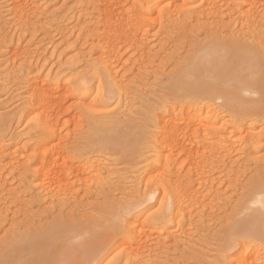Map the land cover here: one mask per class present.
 Wrapping results in <instances>:
<instances>
[{"label": "bare ground", "instance_id": "bare-ground-1", "mask_svg": "<svg viewBox=\"0 0 264 264\" xmlns=\"http://www.w3.org/2000/svg\"><path fill=\"white\" fill-rule=\"evenodd\" d=\"M29 1L11 0L10 3V11L15 14L16 17L14 18H18L17 21L20 25L24 23L23 27L26 25L25 22L30 14H33L39 6L38 3L35 5L36 2H30L34 5L29 6L31 5ZM163 1L131 0L129 9L124 10L120 2L114 0H80V3L86 2L90 6L86 8V10L90 8V11H86L83 8L84 12L86 11L85 15H87V21L89 22L85 24V28L92 32L90 37L92 38L93 48L99 51V55L92 60H90L92 58L90 57L91 54L88 53L90 56L87 58H89L90 64H88V69L85 71L86 74L73 79L70 76L74 73L72 74L71 71L66 72L69 68L66 65L63 68L64 73L58 74L49 70L44 77L40 76L42 79L40 77L38 79V77L32 75L35 78L34 80H30L32 82L29 81L31 79L29 74L27 75L29 76L28 80L25 77L26 75H22L23 77L21 78H23V82L25 83V86L23 85L24 100L21 107L16 108L17 112L14 115L17 116V118L15 116L16 119L19 118L26 121L27 128L23 136L29 141L28 143L31 141V144L30 150H27V157H25L29 161L31 165L29 167L31 168L30 170H22L21 176L19 175V181L21 179H29V182H32V186H34L33 182H36V184L46 191L49 189L51 191L55 189L54 191H56V186L61 187V185L54 186L53 184L63 183V180H67L71 174L75 175L74 171L79 174L83 172L85 174V171H87L91 173V177H94L92 174L96 176L97 180L91 178L89 176L90 173L88 175L90 177L88 179L94 180L96 184L99 179L98 176L101 177L103 175L102 173L100 174L102 168H99V172L95 174L93 170L98 168V163L94 165L90 156H92V152L101 151H98V149H108L114 153H119L124 159L120 163L126 162L125 164L127 165L128 162L130 167L132 164V166L136 164L134 167L138 166L136 161L141 157L142 163L138 164H143L140 168L143 174H140V177H134L137 187L129 193L130 195L125 196V199H119L118 202L115 201V206L113 204V207L111 206L101 212L102 216L98 215L96 218L90 217L85 220L82 219V221L59 218L53 220L48 226L46 225L47 227L44 229L41 228L42 230L39 228L40 230L37 231L27 230L19 234H13L0 247V264H134L135 259L140 258L138 256L144 251H141V249L147 248L146 250L148 251L152 247L151 244H148L151 242L148 241L152 236L151 233H154L155 236L158 234V238L156 237L158 240H155L161 247V244L164 243L163 240L166 239H164L165 237H160V235L170 233L168 232L170 227L173 225L177 227L179 225L180 222L178 223L177 219L184 215L183 213L188 207L184 205V198L192 200L195 194H200L192 188L193 181H197L192 179L196 177H192V175L197 170L201 171L204 168L218 167V163L221 162V158L223 157L222 153L228 154V150L231 152V149H235L233 145L236 147V144H233L232 137L236 135L240 136L244 133L240 137L243 142L242 144L246 143L254 148L257 145H259L258 148H261V145L264 149V54L262 53V46L256 42L257 47L255 48L251 45L255 41H251L250 43L245 38L244 40H238L239 38H234L233 34L232 36L230 34L226 37H222V35L217 37L214 33L205 34L201 40H199L200 38H196V40L194 38L187 42L186 56H183L180 64L176 62L178 64L176 65L177 67L174 65L173 70L170 71V76H166L168 77V82L165 83H167L169 92H172L173 98L170 101L165 97L169 102L164 97H161L162 102L158 108L153 106L156 109H152L153 112L150 109L152 114L149 113L151 115L146 112L147 116H150L148 118L150 121H147L150 122L151 131L150 129L148 130L150 132H147L144 126L143 128L139 127L148 133V137L143 136L141 130L140 133L134 131L137 126L134 128L123 126L122 123L124 121L121 122V118L117 116L111 118L113 119L111 121L107 118V122H102L107 127L94 126L97 130L95 133L97 137H94L95 140L92 144L89 141V145H82L85 144L84 141L87 138L90 140L89 137L95 136L93 132L94 128L92 132L89 131L90 134L92 133L89 135L87 134L88 132H84L81 128L77 127L73 130V135H77L78 139L73 137L72 141L66 142L69 144L68 147H64L61 143L62 141L55 142L57 134L54 130L56 126L53 125L54 118L57 116V109L62 107L67 97H71L73 104L75 102H81L80 104L85 102V104L87 103L92 107L94 105L108 106L106 99H108V102L109 99L120 100L121 93L125 87L123 81L126 79L124 78L125 80L123 79L122 81L124 76L121 78L113 76V74L118 76L117 73H119V71H116L118 69L115 68V63L118 64V57L121 55V42L123 44L124 41L131 42L134 37L133 32L135 31L133 29L137 28L136 31L141 29V27L136 26L140 24L137 17L141 16L139 20L140 22H144L145 19H149L153 12H156V19L160 22V25H167L176 18L171 16L176 11L180 14H178L180 19L181 17H186V19L195 18L200 13H207L205 7V9L202 8L205 10L204 13L203 10L197 12L196 7L193 5L195 4L193 0H166L165 4L162 3ZM211 2L213 3V1ZM212 3L210 4L212 5ZM208 4L207 2V6H209ZM237 4L244 8L245 26L248 24L252 29L254 25V22L251 20L252 16L254 13H258L257 11L260 8L264 11V0H239ZM257 4H259V8L258 6L256 8ZM170 6H173V9H175V11L171 10L172 13L169 11L171 9ZM189 8L192 10H189ZM127 10L131 12H127ZM40 11L42 10L40 9ZM254 17L256 16L254 15ZM136 19L138 23H136ZM124 21L127 23L126 25ZM244 21L242 20L241 23ZM253 21H255L254 18ZM1 25L4 26L3 24ZM140 25L143 26V23ZM141 31L143 30L141 29ZM253 32L251 31V33ZM255 35H253L254 40L257 37ZM11 41L7 39L4 43H11ZM134 41H136L135 38ZM20 44L16 46H20ZM25 47H23V51L22 47L20 48L22 52L15 50L17 48L15 47L13 50L11 49L13 55L9 54L14 56L13 58L15 59L17 56H22L23 59L26 57L25 59L29 60L27 56L29 52L27 49L29 48L26 49ZM12 56H9L7 59L5 58L7 62L12 61L10 59ZM18 57L17 59H19ZM73 66L77 69L76 63ZM20 67L19 71L21 72L22 69ZM14 68L16 67L14 66ZM7 71L8 67L4 71L2 70L3 73H7ZM23 73L27 74L28 72ZM36 73L35 75H37ZM76 73L79 75V72ZM118 79H121V82ZM2 82V85H4V81ZM168 96H171V94ZM171 102L173 104H170ZM122 108L120 107L121 110ZM119 110L116 111L118 112ZM119 114L121 113L119 112ZM1 115L3 114H0V131L4 135L6 127L10 126L8 124L12 121V118L10 119L9 117L13 116V114L9 116L8 114L7 116L3 115V117ZM146 120L143 121L142 125ZM139 123L137 122L136 125ZM20 135L18 133L15 134V138L11 136V138L13 137L14 146L20 143V137L22 138ZM5 136L1 137L4 138ZM200 137H202V140H200ZM240 138L237 140L239 143H241ZM59 139H62L61 136ZM6 143L7 141L4 142V140L0 142V158L11 155L10 153H5L9 151V146ZM196 146L201 147V149L195 148ZM246 146L243 145V148ZM229 147L232 148L229 149ZM12 150L9 152L13 153L14 151ZM181 156L182 158L186 156L187 160L189 159L188 162H190L188 171L186 172L180 171L183 168L182 166H186L182 163L184 159L179 160ZM218 156H222L220 161L218 160ZM197 157L201 159L200 163L202 162V165L199 164V161H195ZM13 158L12 160L9 159V163L14 165ZM222 159H224V162L226 158ZM178 160L182 161L181 164L183 165L176 164ZM5 165H8V162ZM176 165L177 170L174 169ZM160 166L163 167L162 171L161 168L159 171ZM24 168H27V166ZM224 168L227 169L226 167ZM192 169L195 170L193 174L191 172ZM197 174L199 175V173ZM0 175H2V178L3 173L1 174V171ZM75 176L78 177L80 175ZM55 179L57 180L55 181ZM101 179L100 182L103 180ZM92 180L91 183L94 182ZM98 184L100 183L98 182ZM198 185L200 184L198 183ZM55 193L52 191L53 195ZM49 194L50 191L47 192L46 196ZM260 195H264V171L258 173L247 185L243 186L242 195L238 199L239 201L237 200L236 202L237 208L234 207L235 210L232 208L234 213H230L223 229L224 243L222 256H227L229 264H261L264 262V212L252 210L245 213L249 202ZM60 197H58V201H60ZM50 198H53V196ZM127 206H132L131 214L127 216L122 227L117 226V219ZM168 237H171L170 240L172 239V236L169 234L167 235ZM139 250L141 251L140 253ZM152 252L154 251L150 252V256L148 253V255L145 254L146 256L141 254L140 256L144 255L145 257H142L145 259L142 258L141 262L137 261L138 264H146L143 260L148 263Z\"/></svg>", "mask_w": 264, "mask_h": 264}, {"label": "rangeland", "instance_id": "rangeland-1", "mask_svg": "<svg viewBox=\"0 0 264 264\" xmlns=\"http://www.w3.org/2000/svg\"><path fill=\"white\" fill-rule=\"evenodd\" d=\"M114 1L120 2L121 7H123L124 10L129 9V5L131 2V0H114ZM193 1L195 3L193 5L196 7L197 12L198 11L201 12L203 9L206 8L205 10L207 13L206 12H205L206 14L200 13L198 17L195 18L186 19V17L183 18L181 17L180 19L178 17L180 14L177 11L175 13H172V11L173 10L175 11V9H173V6H170L171 9H169V11L172 13L171 16L176 18H174V20L167 25H160V22L156 19L157 16L156 12H153L149 17V19L148 20L145 19L144 22L143 21L140 22L139 19H141V16L137 17V19L139 18L138 19L139 23L140 24L143 23L144 28L140 24L136 26H139V28L141 27L143 31H141V29H138L136 31L137 28L136 29L134 28L133 30H135L138 33L140 32L139 34L136 33L135 31L133 32L134 34L133 40L135 38L136 41L134 42L133 40L131 42L124 41V44L123 42H121L122 44L120 48L121 55L119 54L120 56L118 57V64L115 63V68L118 69L115 70L119 71V73H117L118 76H116V74L115 75L113 74V76L117 78H121L122 76H124L122 78V81L124 78L126 79V80L124 79L125 81H123L125 87L121 93L122 95L120 100L118 101L117 99H111V100L109 99L108 102V99H106L108 106L106 105L105 108L102 107L101 105H94L92 107L89 106L87 103L85 104V102H83V104H80L81 102L80 103L75 102L73 104L72 103L73 100L71 99V97L70 96L67 97V99L63 102L62 107H59L57 109L56 111L57 116L56 118H54L53 125L56 126V129L54 130L55 133L57 134L55 142L58 143L59 141H62L61 142L62 145H64V147H68L69 144L66 142L72 141L73 137L75 139H78L77 135L76 136L73 135L74 132L73 130L75 129V127L81 128V130H83L84 132H88L87 134L91 135L92 133L90 134V132H92L94 126L107 127V125H105L102 122L103 121L107 122L108 119L111 121L113 120L111 118L117 116L121 118V122L124 121V123H122L123 126L131 127V128L137 126L135 127L134 131L139 133L141 130L140 128L141 127L143 128L144 126L146 127L144 129H146L147 132H150L151 131L150 129L151 126H149L150 122H147L150 116L148 115L149 116L148 117L147 113L150 112L152 114L153 112L152 109L158 108L159 104L162 102L161 97L164 98L166 97L170 101L173 98V94L172 92H169L170 90L167 89L168 86L167 83L165 82H168L167 79L170 76L169 75L170 71H172L174 68L173 66L174 65L176 66L178 65L177 63L180 64L182 62L183 60L182 58L187 52L186 51V49L188 48L187 42L194 38L195 40L196 38H200L199 40H201L202 37H204L205 34L208 33H214L215 36L217 35V37L218 36L220 37L221 35L222 37H226L229 36L230 34H231L230 36H232L233 34V36H235L234 38L236 39L239 38L238 40H244L245 38V40L249 41L250 43L251 41L253 42L255 41V43L251 44L255 48L257 47V43H260V45L262 46L261 47L262 53L264 54V11L261 8L258 9L257 11L256 8L257 6L258 8L260 7L259 4L256 5V8H254V10H256L258 13H254L256 17H254V15L252 16L256 22L253 21V18L251 19L252 22H254V25L252 26L251 29V27H249L248 24L247 26H245L246 22L244 20L246 19L245 16L243 15L244 8H242L240 5L238 6L237 3H239V0H209L210 2L207 0L206 1L193 0ZM211 1H213L214 4ZM30 2L31 3L36 2L35 5L38 3L39 6L37 5L38 7L36 8L38 10L35 9L33 14H30V16L27 18L25 22L26 25L23 27L24 23H22L23 25H20L17 21L18 18H14L16 17L15 14H13V12L10 11L11 0H7V1L0 0V8H1L0 23L2 21L1 24L5 26L4 27L0 24L1 26L0 34L1 33L4 34V35L1 34L0 36L1 37L0 38V114L6 116L7 114L8 116L10 114H13V116L11 115V117H9L10 119L12 118V121L10 122V124H8L10 126L6 127L7 129H5L4 135L3 132L0 131V133L2 132L1 136H5V134H7L5 136L6 138L5 137L2 138L0 136V142L3 140L4 142L7 141L6 144L7 146H9L8 147L9 149L7 148L9 151L14 149L12 150L14 151L13 153L9 152L7 149L6 151L8 152H5L7 154L10 153L11 155L14 156V158L11 155L7 156L8 159H6L7 157L0 158L1 160L0 167L2 164L1 167L2 169L0 168L1 169L0 171L1 174L3 173L2 178H1L2 175H0V181L3 179L0 182L1 185L0 186V247L3 244H5L8 241V239L11 236H13V234H19L27 230L37 231L40 230L41 228L44 229L55 219H59V218H63L67 220L77 219L78 221L79 220L82 221V219L85 220L90 217L96 218V216L98 215L102 216L101 212L106 210L107 208H110L111 206L113 207L115 201L118 202L119 199H125V196L130 195L129 193L132 192L137 187V183L134 179L136 177H140L143 174L141 173V169H140L143 166V164L140 165L138 164L142 160L140 156H138L140 157V159L137 157L138 160L140 161L138 160H137L138 162L136 161L138 166L134 167L136 164H134V166H132L133 164L132 165L130 164L131 165L130 167L128 165L129 164L128 162L127 165L125 164L126 163L125 161H124L125 163H120L124 159L120 156L119 153L116 152L114 153L108 149H105L106 151L103 149H98V151L99 150L101 151L99 152L95 151L96 153L92 152L91 154L92 156L90 157L94 165L97 163L99 164V165L97 164L98 171H96L97 169L93 170L95 171V174H97L96 172H99V168L100 169L102 168L100 174L102 173L103 175H101V177L97 175L99 178L98 182L100 184H98V182L95 184L94 180L88 179L91 177L90 172L85 171V174L84 172L79 174L76 171H74L75 175H80V176L76 177L75 175L73 176L71 174L69 178L66 177L68 178L67 180H63V183L60 182V184L57 183L53 184L54 186L61 185V187L56 186L57 192L54 191L55 189H53L54 186L52 185L53 187L51 188L53 189L52 190L53 193L55 192L58 193V194L55 193L57 196L56 197L55 194L54 195L52 194L51 189L46 191L40 185L36 184V182H33L34 186H32L31 185L32 182H29V179H21V181H19L20 180L19 177L21 176L20 173L22 172V170L25 169L30 170L31 168L29 167L31 166L29 161L26 160L27 159L26 154H28L27 152L30 150L31 141L30 143H28L29 141L25 138V136H23L27 128L26 121H24V119L23 120H20L19 118H18L19 120L16 119L17 116L14 115V113L17 112L18 107H21L22 102L24 100L23 87L25 86V83L23 82V78H21L23 77L22 75H26L25 77L27 78V80L30 76L31 78L29 79L30 81L35 79L33 78V76L38 77V79L40 76L44 77L47 71L49 70L53 71V73L54 72L55 73L57 72L58 74L64 73L65 71L63 68H65V66L68 65L69 68L66 70V72L71 71L72 74L74 73L70 77H73V79L79 78L86 74L85 71L88 69V64H90V60L95 59L99 55L98 54L99 51L94 50L93 48V43L91 40L92 38L90 37L92 32H90L89 30H87V28H85L86 27L85 24L89 23L87 21L88 17L87 15H85V13L86 11H90V8L86 10V8L90 7L87 5L86 2L85 3L87 6L85 5V3L82 2L80 3V0H30L29 3ZM166 2L167 1L164 0L162 3L165 4ZM207 2L209 3L208 4L209 6H207ZM210 3H212V5ZM33 5L34 4H31L29 6H33ZM83 8L84 10H86L85 12ZM40 9L42 11H40ZM190 9L191 8H189V10ZM205 10H203V13ZM129 11L127 10V12ZM137 19H136V23H138ZM240 20L244 21L242 22L243 24L241 23ZM124 24L126 25L127 23L125 22ZM251 31L254 32L251 33ZM255 34L257 35V37H255L254 40L253 35ZM211 35L214 36L213 34ZM257 38L258 40L256 41ZM7 39L9 41L12 40L11 43L10 42L4 43V41ZM16 39H17V43H16ZM1 42L4 43L5 48L3 46V43ZM6 44L8 45L6 46ZM17 44H20L22 48L19 45L16 46ZM23 47H25L26 49L27 48L30 49V50L27 49L29 51L28 54L31 51L29 55L27 54L29 60L25 59L26 58L25 56H24L25 61H23L24 59L22 58V56L19 57L17 56L19 58L17 59L16 57L17 60L13 58L14 56H12L13 53L11 51L14 48L15 50L21 51L22 49L23 51ZM9 53H11L12 55H10ZM88 53L91 54V56ZM9 56H12V58L10 59L12 61L14 59L13 61L14 63L12 61L7 62L6 59ZM88 56L92 58H90L89 60V58H87ZM86 60H88V62H86ZM74 63L77 64V69L75 68V66H73ZM8 64L9 65L11 64L13 68L11 65L9 67ZM5 66L8 67L7 73L2 72V70L3 71L5 70L6 68ZM14 66L17 69L14 68ZM18 66L19 67L21 66L20 67L22 69L21 72L19 71ZM9 68L10 69L12 68L13 70L12 69L10 70ZM26 71L28 73L24 74L23 72L26 73ZM37 71L38 73H36ZM76 72H79V75ZM16 73H21V74H16ZM35 73L37 75H35ZM28 74L29 76H27ZM2 75L4 76L2 77ZM42 77L40 78L42 79ZM118 80L121 82V79ZM2 81H4V85H2L3 83ZM166 94L167 96H165ZM169 94H171L172 97L168 96ZM168 99L166 100L169 101ZM172 102L170 104H173ZM153 106L156 108H154ZM120 107L121 108L123 107L122 110L120 109ZM150 109L152 110V112L150 111ZM116 110L119 111L117 112ZM119 112L122 115L119 114ZM3 115L1 116L3 117ZM145 120L147 123L144 122L145 125L144 124L142 125L143 121ZM137 122H140L141 124L139 123L136 125ZM144 129L141 130V132H143L141 134H143V136L145 137H148V133L144 132ZM149 129L150 131H148ZM93 132L95 136H91V137L88 136L90 140H88L87 138V140L84 141L85 144L82 145H86V144L89 145L88 144L89 141H91L90 144L93 143V141L95 140L94 137H97L96 136L97 134H95L97 130L94 128ZM17 133L19 135L21 134L20 136H22V138L20 137V143L14 146L12 141L13 137L11 138V136H14ZM243 134L244 133H242V135L240 136L236 135L232 137L233 138L232 141L234 142L233 144H236L235 145L236 147H234L233 145V148L237 150L231 149V152L228 150L229 152L228 154L222 153L223 157L222 156L221 157L226 158L224 161L225 163L223 162L224 159L218 156L219 161L221 158V162L218 163L220 167L219 166L214 168L210 167V169L204 168V170L201 171L193 167L197 170V172H195V170L192 169L191 171L192 174L194 171L196 174L199 173V175L197 174L198 175L197 176L194 173L192 177L194 176L196 177L192 179L197 181L199 179L200 182L193 181L192 188L200 194L198 195L195 194L197 198L194 196L192 200L188 198H184L183 200L185 202L184 205L188 207L183 213L184 215L182 217L180 216L179 219H177L178 223L180 222L179 225L177 227L175 225L170 227L168 229V232L170 233H165L166 236L164 234L160 235V237L162 236L165 237L164 239H166L163 240L161 238V240L164 241V243L161 244V247L159 246V244L156 243V240H158L156 239L158 234L155 236L154 233L150 232L153 238L152 236L151 238H149L148 241L151 242L148 244L149 245L151 244L152 247L148 251L146 250L147 248L145 249L143 248L141 249V251L142 250L144 251L141 252L139 250V253L141 252L140 253L141 255L147 251L145 254L146 255L149 254L150 256V252L152 250L154 252H152L151 257L149 258V262L147 263V261L143 260L144 263L146 264H219L220 260L223 258L222 256L223 243H224L223 229L225 228L228 216H230L231 212L234 213L235 208H237L236 202L238 199H240L242 195L243 186L247 185L252 178L256 177L258 173L264 171L263 147L260 145L261 148H258L259 145L256 144L257 146L256 148H254L246 143L242 144L243 142L240 137L243 136ZM58 136L59 137L61 136L62 139L60 140ZM15 137L16 136H14V138ZM235 137L237 138L239 137L241 143L237 141L239 140V138L237 139ZM200 140H202V137H200ZM205 142L207 143V141ZM243 145L244 146L248 145L245 147L246 150H244L245 148H243ZM195 148H199V146H196ZM230 148L232 147H229V149ZM199 149H201V147ZM116 154L119 156V158ZM182 156L180 159L179 158L178 159L179 160L184 159L182 160L183 162L178 160L176 164L179 163L180 165L181 162L185 164L186 166H182L183 168L180 169V171L183 170L182 172H186L188 171V165L190 164V162H188L189 159L187 160L186 156L184 158H182ZM228 156H230V158H228ZM12 158L14 161L13 162L14 165L9 163L10 161L9 159L12 160ZM198 158L199 157H197L195 161L197 162L199 161V164L202 165L203 163L202 162L200 163L201 159ZM7 162L8 165H5V163ZM22 166L23 167L27 166V168L23 169ZM224 167H226L227 169H225ZM160 168L162 171L163 167L160 166L159 171ZM215 168L219 170H216ZM174 169L177 170V165L174 167ZM88 175L90 177H88ZM92 176L94 177L91 178H95L97 180L95 175L92 174ZM200 177L202 180L200 179ZM100 178L103 179V180L101 179L102 182H100ZM87 179L89 180V182ZM56 180L57 179H55V181ZM91 180L92 182L93 181L94 182L91 183ZM128 182L131 183L128 184ZM198 183L200 185H198ZM35 185L38 187H36ZM49 191L50 194H52L51 196H53V198H50L51 197L50 194L48 195L49 199L48 196H46L47 192ZM60 193L62 194L59 195ZM123 193H125L124 196ZM58 197L61 198L60 201H58L59 199ZM232 208H234V210ZM168 234L172 236L173 240L172 239L170 240L171 237L167 238ZM174 235L176 238L174 237ZM140 255L138 257H140L141 259L136 257L139 260L135 259L134 264H138V262L139 261L141 262L142 258L146 256V255L145 256L142 255L143 256L142 257ZM261 264H264V262H262Z\"/></svg>", "mask_w": 264, "mask_h": 264}, {"label": "clouds", "instance_id": "clouds-1", "mask_svg": "<svg viewBox=\"0 0 264 264\" xmlns=\"http://www.w3.org/2000/svg\"><path fill=\"white\" fill-rule=\"evenodd\" d=\"M131 207L132 206H127L122 211L121 215L117 219V226L122 227L124 225L127 216L131 214ZM252 210H259L260 212H264V195H260L256 197L254 200L250 201L248 207L245 209V213ZM219 264H229L226 255L220 260Z\"/></svg>", "mask_w": 264, "mask_h": 264}]
</instances>
